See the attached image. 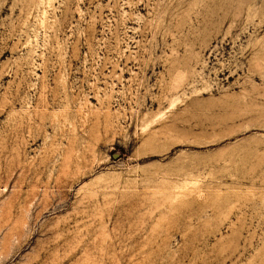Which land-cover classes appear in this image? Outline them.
Masks as SVG:
<instances>
[{"label": "rangeland", "instance_id": "rangeland-1", "mask_svg": "<svg viewBox=\"0 0 264 264\" xmlns=\"http://www.w3.org/2000/svg\"><path fill=\"white\" fill-rule=\"evenodd\" d=\"M0 264H264V0H0Z\"/></svg>", "mask_w": 264, "mask_h": 264}]
</instances>
